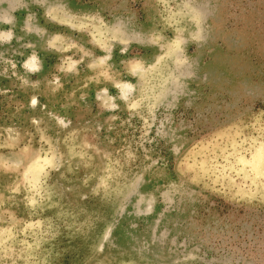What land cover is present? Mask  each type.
Wrapping results in <instances>:
<instances>
[{
  "label": "rangeland",
  "instance_id": "1",
  "mask_svg": "<svg viewBox=\"0 0 264 264\" xmlns=\"http://www.w3.org/2000/svg\"><path fill=\"white\" fill-rule=\"evenodd\" d=\"M0 264H264V0H0Z\"/></svg>",
  "mask_w": 264,
  "mask_h": 264
}]
</instances>
